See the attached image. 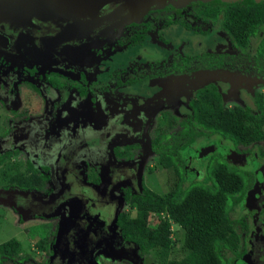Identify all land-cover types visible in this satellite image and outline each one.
<instances>
[{
    "label": "flooded vegetation",
    "instance_id": "af4514ba",
    "mask_svg": "<svg viewBox=\"0 0 264 264\" xmlns=\"http://www.w3.org/2000/svg\"><path fill=\"white\" fill-rule=\"evenodd\" d=\"M207 6L224 5L197 7L194 16L222 27L230 44L221 45L222 53L213 50L184 56L180 66L170 64L165 77L152 71L167 61L158 57L136 62L134 67L143 64L147 70L133 75L115 72L110 61L113 48L139 46L145 51V27L118 43L123 29L116 27L108 38L100 39V32L109 26L72 36L64 31L65 24L49 21L34 19L24 27L0 24V205L11 211L15 227L32 222L30 228H37L36 232L48 228V264H94L93 257L100 252L118 259L119 264H154L147 258L150 251H142L121 225L122 219L137 212L131 200L152 191L150 184L163 177V171H171L176 183L174 164L181 166L186 180L193 173L195 180H202L205 161L223 151L243 160L250 170L243 165L235 168L254 176L242 200L245 204L248 198L257 214L250 218L252 227L247 225L248 258L240 264H264V247L255 252L258 233L264 235V149L257 153L264 140L239 151L220 134L197 126L192 105L205 91L217 94L223 108L260 114L261 38L253 37L246 51L238 48L219 20L201 16L200 10ZM117 7H104L98 20L114 23L120 11ZM177 25L183 31L193 30L184 22ZM227 50L237 51L242 59L238 66H246L244 86L235 85L236 78L224 74L241 88L245 99L241 107L224 106L220 86L214 82L194 89L181 68L190 58L201 57L206 60L204 72L219 74L228 67ZM238 69L235 72L242 76ZM181 85L192 89L187 102L172 99V90ZM249 93L256 94L253 100L249 101ZM177 107L181 115L173 111ZM169 155L174 164L164 166L162 160ZM253 256L263 258L256 261Z\"/></svg>",
    "mask_w": 264,
    "mask_h": 264
},
{
    "label": "trees",
    "instance_id": "16d2710c",
    "mask_svg": "<svg viewBox=\"0 0 264 264\" xmlns=\"http://www.w3.org/2000/svg\"><path fill=\"white\" fill-rule=\"evenodd\" d=\"M200 11L205 19L219 20L234 44L244 51L253 37H260L259 55H264V2L207 6ZM192 105L197 126L220 134L239 151L264 140L260 102L257 116L244 109L223 108L220 97L211 92H200ZM162 164L169 166L174 161L169 155L164 157ZM196 167L200 171V166ZM174 170L178 179L170 191L163 195L145 191L131 200L137 212L134 217L122 219L121 223L129 238L144 252L154 250L163 264H230L223 256L225 252L235 258V264L247 259L244 247L247 224L240 218L232 219L231 212L236 211V216H240L237 210L252 187L253 174L229 165L220 152L213 153L205 161L200 181L194 179V173L186 180L180 165L174 164ZM160 214H164V218ZM155 220L157 223L151 228L149 223ZM171 222L184 234V256L179 260L167 259L172 243ZM21 247L16 239L0 244V264L17 256Z\"/></svg>",
    "mask_w": 264,
    "mask_h": 264
},
{
    "label": "rangeland",
    "instance_id": "374dc122",
    "mask_svg": "<svg viewBox=\"0 0 264 264\" xmlns=\"http://www.w3.org/2000/svg\"><path fill=\"white\" fill-rule=\"evenodd\" d=\"M256 2L255 0H160V1H144L140 4L129 7L126 9H122L119 11L115 18V22H105L102 19L97 20H83L80 23L79 29H77L74 33L70 34V30L72 29L70 26L64 28L66 34H70L72 36L80 35L86 36L85 34L94 30L96 28L109 26L103 29L100 32V39L102 37L110 36V30L113 28L117 30L123 29L120 33L117 42L122 43L125 40L131 39L132 34H134L135 30H141L145 27L146 40L143 42V46L145 47V51L142 50L139 46H128L125 49H112L110 54V61L115 65V72L118 71H126L133 74L143 73L147 69H144L143 64L134 67L136 62L139 60L149 59H161V61L167 60L166 63L162 66L155 67L153 72H161L163 76H167L166 71L170 70V64L174 63L175 65L180 66L181 59L186 55H196L199 56L201 53H205L206 51H215V53H222L223 47L221 45L230 44L229 37L222 30V27L211 25L210 22H204L200 19H197L194 16L195 8L211 4V5H227V4H250ZM174 20L172 24H165L166 20ZM179 22H184L188 24L192 31H183L178 27ZM165 25V26H162ZM74 30V29H73ZM110 31V32H109ZM85 33V34H83ZM161 35V38H159ZM162 39H165L163 41ZM229 39V40H228ZM118 48V47H117ZM154 50L149 51V50ZM158 49V52H157ZM151 53V54H150ZM153 54V56H152ZM237 51H233V54L227 50L226 55L229 57L226 60L228 65L227 69L219 74L206 73L204 69L206 68V60L201 57L190 58V60L185 63L181 68L186 71L184 73V78L191 80L194 89H197L204 84L209 82H214L220 86V92L223 96L224 106L234 107V106H243L245 103V99L240 95L239 87L235 85L244 86L242 81L243 77V68L245 67L238 66V63H242V59L239 56ZM120 62V63H119ZM23 65V64H22ZM21 66V65H20ZM28 66V65H27ZM28 68V67H27ZM237 68L241 69L242 76H238ZM238 69V70H239ZM248 69L253 70L251 67ZM264 72V66H263ZM259 71V73L264 75V73ZM228 79L236 78L235 85L226 80L225 75ZM183 77V75L181 76ZM180 81V80H179ZM181 82V81H180ZM182 86H178L173 89L172 99H178L179 102L181 99H185L188 101L189 97L192 96V89L184 90ZM182 88V89H181ZM245 89V88H244ZM243 89V90H244ZM262 92V102L264 107V83L258 88ZM250 94V93H249ZM252 94V92H251ZM250 99L253 100L256 94L251 95ZM174 100V101H176ZM181 105V104H180ZM180 107V106H179ZM179 107L173 108L177 115H181ZM185 107V106H184ZM158 118V114L155 115ZM162 129L167 130V127L163 125ZM263 146L260 144L257 153L263 151ZM222 156L224 160L231 166H241L243 165V160L241 161L238 157L233 156V154L222 152ZM242 163V164H241ZM245 165V166H244ZM243 167L248 169L246 163ZM159 170H157V174H159ZM163 177L158 175L157 178H154L153 185L150 184V189L163 195L170 191L174 185L176 178L174 177L171 171H163ZM160 175V174H159ZM155 176V177H156ZM205 184L209 185L208 182ZM253 204V203H252ZM250 204V200L245 199V204L241 203L239 210L237 213L240 215L236 216V211L231 212L232 219L236 220V218H244L246 220L247 225L251 228L250 218L251 216L257 212V209L254 208V204ZM242 207V212L241 208ZM244 208V212H243ZM257 214V213H256ZM12 213L4 203L0 205V244L9 240L16 239L21 242L22 247L20 253L15 256L10 261H7L6 264H48L49 259L51 258V254H48V250L44 247L47 245V237H48V228L44 233L36 232L37 228H30L32 222L26 223L24 226L15 227L14 221L11 217ZM255 217V216H254ZM164 218V217H163ZM159 219V218H158ZM157 219V220H158ZM157 220L150 221L149 226L151 228L157 223ZM170 231H171V246L168 252V260H179L184 256V252L182 251V243H183V231L182 229L174 224L170 223ZM39 233V234H38ZM39 244H42V247H39ZM98 256V257H96ZM95 257H93L94 264H119V260L116 258L108 257L104 255L102 252L98 253ZM223 256L229 260L230 264H235V258L229 253L225 252ZM147 258L150 262L154 264H163L162 261L159 260L155 251L152 250L147 253ZM103 260V261H101ZM235 262V263H234Z\"/></svg>",
    "mask_w": 264,
    "mask_h": 264
},
{
    "label": "water",
    "instance_id": "95a60500",
    "mask_svg": "<svg viewBox=\"0 0 264 264\" xmlns=\"http://www.w3.org/2000/svg\"><path fill=\"white\" fill-rule=\"evenodd\" d=\"M144 1L160 0H0V24L24 27L31 25L35 19L57 24L64 23L65 27L70 26L74 29L79 28L83 20H97L100 12L107 5H117L118 10H122ZM255 1L264 2V0ZM263 247L264 235L258 233L255 252H261ZM252 258L257 261L261 257Z\"/></svg>",
    "mask_w": 264,
    "mask_h": 264
},
{
    "label": "bare ground",
    "instance_id": "6f19581e",
    "mask_svg": "<svg viewBox=\"0 0 264 264\" xmlns=\"http://www.w3.org/2000/svg\"><path fill=\"white\" fill-rule=\"evenodd\" d=\"M62 24H64V23H62ZM79 28H80V27H79ZM79 28H74V30H73V28H72V29L69 31L70 34H71V33H74V32H75L77 29H79ZM70 34H69V35H70Z\"/></svg>",
    "mask_w": 264,
    "mask_h": 264
}]
</instances>
